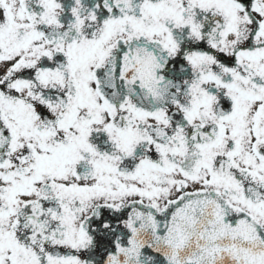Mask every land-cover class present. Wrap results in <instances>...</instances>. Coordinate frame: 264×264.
<instances>
[{"label":"snow or ice","instance_id":"1","mask_svg":"<svg viewBox=\"0 0 264 264\" xmlns=\"http://www.w3.org/2000/svg\"><path fill=\"white\" fill-rule=\"evenodd\" d=\"M0 264H264V0H0Z\"/></svg>","mask_w":264,"mask_h":264}]
</instances>
